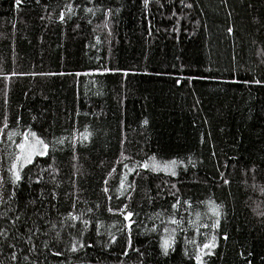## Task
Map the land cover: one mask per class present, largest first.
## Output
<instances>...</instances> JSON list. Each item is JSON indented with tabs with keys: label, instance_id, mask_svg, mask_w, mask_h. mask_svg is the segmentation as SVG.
Segmentation results:
<instances>
[{
	"label": "trees",
	"instance_id": "16d2710c",
	"mask_svg": "<svg viewBox=\"0 0 264 264\" xmlns=\"http://www.w3.org/2000/svg\"><path fill=\"white\" fill-rule=\"evenodd\" d=\"M66 2L0 1V121L6 118L21 132L30 126L49 140L84 127L93 133L77 145L75 159L70 145L55 153L59 187L47 182V174L31 189L22 183L19 199L38 200L34 207L48 232L32 258L38 264H194L185 255L194 246L186 242H200L199 233L210 232L197 228V213H207L211 200L222 215L206 264H264V0H71L80 7L60 22ZM13 151L6 140L0 143V161ZM121 152L133 161H180L178 175L140 169L141 175L133 172L125 181L135 182L131 197L109 201L103 181L108 178L115 195L114 177L125 171L116 163ZM113 167L117 172L108 177ZM171 193L190 207L178 206L184 231L175 233L164 255L165 227H176L165 223L176 200ZM122 204L136 213L131 219L138 252L127 256L118 231L122 216L106 210ZM70 211L90 221L81 240L93 246L77 253L65 243L76 229L60 223ZM109 233L119 242L105 249ZM58 250L62 254L53 255ZM0 260L12 264L7 249L0 250Z\"/></svg>",
	"mask_w": 264,
	"mask_h": 264
},
{
	"label": "snow or ice",
	"instance_id": "6c2138e0",
	"mask_svg": "<svg viewBox=\"0 0 264 264\" xmlns=\"http://www.w3.org/2000/svg\"><path fill=\"white\" fill-rule=\"evenodd\" d=\"M17 5H20L21 0H15ZM37 3L40 0H36ZM88 4H92L93 0H87ZM145 5H147L148 0H144ZM79 4H74L71 0H68L64 4V9L59 13L60 22H66L67 18L70 19L76 14V9L79 8ZM185 7H191L190 4L185 5ZM84 12L91 13L95 15L93 8H84ZM111 12V9H106L103 11V15L108 17ZM107 23L104 24V27H107ZM231 33V28L228 29ZM99 42V41H98ZM264 62V61H262ZM103 72L108 71H120L119 69H108L104 68ZM26 73H15L12 75H25ZM30 75H37V73H27ZM40 75H53V73H39ZM64 75V73H60ZM76 75H80L76 73ZM125 75L127 73L125 72ZM4 80L7 81L10 79L8 75H5ZM247 83V81H245ZM255 83H261V81L256 80ZM6 102V101H5ZM147 124V120L143 122ZM18 124V120H17ZM93 133L89 131L87 127H84L83 131L78 129H73L70 131L69 136H53L52 140H49L46 136L39 135L36 131L32 130L31 127L25 128L22 132L17 131L7 123V119L0 121V137L5 139H0V143H8L9 147L15 149L8 155L5 153L4 159L0 161V250H8V259L12 264H38V260L33 259L32 257L36 256V253L41 251L37 246V242L40 240L41 234L48 235V232L45 231L41 221L44 220V215L37 209L35 205L37 204V199H29L26 202L19 199L18 193L21 189L22 183L26 180L28 183L29 189L32 188V184L37 185L44 182L43 174L49 176L48 183H53L54 187H59V182L57 181V169L55 167V153L57 151H63L64 145H70L72 148L73 159L76 158V148L77 145L84 146L86 142L90 140ZM124 141H121L123 144ZM47 157V159H43ZM36 158H41L37 160ZM48 160H52L53 163L49 164ZM129 161L124 163V161ZM116 163L122 165V171L117 174L118 186L115 187V195L110 194L113 185H110L108 178L104 179V184L106 185L103 188L105 197L111 201L113 198L120 199L124 197L125 199L131 197L134 181L128 182L126 184L127 176L135 172L136 175H141L140 169L145 170V172L160 173L163 172L170 177H176L177 167L180 166L181 162L177 160L169 161H160L156 157L149 156L146 160H136L133 161L131 156L125 155L121 152V157L117 159ZM191 163V161H189ZM6 164L7 167H3ZM31 165V167H28ZM43 165H47L44 167ZM28 168L27 172H24L25 168ZM75 167V165L73 166ZM35 170V171H34ZM117 169L115 167L107 174L108 177H112L113 173H116ZM33 176L36 177L33 180ZM223 176V173H221ZM223 183L227 185L229 181L227 179L223 180ZM75 186V185H74ZM170 188H176L175 183L170 184ZM176 197L175 203L170 205L173 212L170 214L166 224L175 225V229L169 230L168 227H165V232L168 233L166 237L161 239V250L164 255L168 254L169 249L175 243V233L177 231H184V217L181 215L179 218L178 206L189 205L187 199L181 200L176 193H171ZM51 198H56L55 191L52 192ZM39 200L42 203L43 200V190H41ZM209 209L205 214L197 213L200 216V220L197 222V228H206L210 229V232L199 234L204 237L200 242H197L195 237L190 238L186 244L194 246L193 253L189 254L185 251V255L189 257L190 260L194 261V264H206L203 257L213 255V250L217 247V233L216 229L219 227L220 217L222 215L221 206L213 204L211 200L208 202ZM33 206V213H28L29 206ZM43 207V205H42ZM75 208V204L73 205ZM99 205H97V208ZM127 204H122V206L113 209L108 207L106 210L114 215L122 216V220L119 222L121 227L118 231L122 236L125 237V247L123 248V254L128 255L129 250L137 251L133 246L132 231L134 221L131 219L136 213L133 211L127 210ZM92 209L88 208L87 213H91ZM159 215V213L157 214ZM61 224H67L68 228H75L76 232L70 234L68 240L65 242L67 249L71 253H77L79 250L87 247L91 248L92 244H87L81 240V237L84 236V233L88 230V225L90 223L89 219L84 218V214L80 215L74 214V212H68L65 217L60 221ZM83 225V227H78L77 225ZM54 227V225H53ZM99 224H95L96 235H101L99 231ZM113 227H116L113 224ZM152 231H157L156 228H153ZM227 238L226 236L224 237ZM56 239H60V233H56ZM118 238L116 235L109 233V240L104 245L107 249L108 244L118 243ZM43 247L48 248L49 242L47 240L43 241ZM62 253L58 250L54 252L53 255H61ZM0 264H5L4 260H0Z\"/></svg>",
	"mask_w": 264,
	"mask_h": 264
},
{
	"label": "water",
	"instance_id": "95a60500",
	"mask_svg": "<svg viewBox=\"0 0 264 264\" xmlns=\"http://www.w3.org/2000/svg\"><path fill=\"white\" fill-rule=\"evenodd\" d=\"M0 1H2V0H0Z\"/></svg>",
	"mask_w": 264,
	"mask_h": 264
}]
</instances>
